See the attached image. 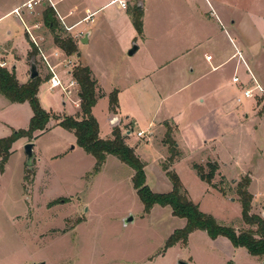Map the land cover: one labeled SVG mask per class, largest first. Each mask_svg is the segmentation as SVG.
<instances>
[{
  "label": "rangeland",
  "instance_id": "1",
  "mask_svg": "<svg viewBox=\"0 0 264 264\" xmlns=\"http://www.w3.org/2000/svg\"><path fill=\"white\" fill-rule=\"evenodd\" d=\"M15 1L20 0H0V17ZM70 1L77 5L86 2ZM88 1L95 7H101L114 0ZM126 1L129 11H122L113 3L97 14L93 26L98 29L95 40L91 46L84 47L91 53H99V59H91L90 63L102 75L107 88L112 84L122 85L123 76L118 79L112 74L123 75L130 66L127 63L137 62L142 55H127L133 44L142 46L141 35L133 23L139 4L144 6L142 15L147 20V30L163 36L167 44L176 46L194 32L196 35L198 32L201 38L203 23L194 19L195 7L215 25L216 18L210 9V5L213 6L226 24L235 22L231 33L240 34L252 44L250 54L260 59L264 71V0ZM46 8L37 7L28 16V23L38 34L47 36L43 40L38 39L33 33L35 30H31L43 52L49 56L54 37L50 38L51 32L43 25ZM35 23L40 24V28ZM86 26L87 22L82 28ZM7 30L13 37L17 33L25 40L24 27L17 17L10 15L0 21V33L6 35ZM30 40L34 44L31 37ZM210 43H204L180 58L186 64L187 72L194 67L197 75L201 71L199 66L206 72L209 70V66L204 64V54L212 52ZM37 51V65L45 83L51 75ZM61 62L63 65L59 61L53 65L62 69L65 60ZM14 64L18 79L24 82L29 71L27 61L22 59ZM231 77V65L213 74V78H221L222 82L231 80ZM73 88L78 89V86ZM73 88H69L66 94L61 88L50 91L43 85L39 96L41 107L56 111L66 103L64 108L72 113L75 109L70 94ZM171 91L170 84L166 92ZM183 95L168 99L163 111L172 108ZM213 103L215 101L207 100L204 105L191 103L188 107V115L192 113V119L189 117L181 122V127L186 125L185 136L188 139L196 140V132L190 123L197 121L206 109L213 108ZM103 111L102 102L96 109V116L104 130L106 110ZM133 112L141 120L136 127H131L135 133H144L143 138L133 141V148L145 165L147 186L156 194H168L172 191V183L158 168L163 154L158 146L159 139L151 137L146 130L149 119L142 116V108L134 105ZM31 115L28 104H9L0 95V138L9 137L14 130L27 129ZM216 116V151L208 147L194 155L190 152L191 168L187 162H180L173 171L180 177L190 200L200 205L202 212L237 231H248L251 227L242 221L239 193L240 185H245L247 179L251 180L246 188L252 195L250 214L264 219V106L258 103L257 108L253 101H245L222 117ZM195 126L208 127L203 122ZM168 128L171 135L174 127L170 124ZM32 142H35L37 163L34 169L27 168L24 144L18 143L11 151L5 174L0 171V264H178L180 261L188 264H264L260 257L250 256L246 249L235 248L228 239L213 240L202 231L191 233L187 244L178 243L165 251L167 240L176 230L185 227L186 220L173 216L170 207L159 205L146 214L134 189L133 170L129 166L110 156L103 170L92 175L95 158L77 145L73 135L59 128L36 136ZM73 146L74 150L71 149ZM213 164L217 166L214 172ZM194 166L201 168L205 176L213 173L211 182L202 181ZM130 216L134 221L125 225L124 220Z\"/></svg>",
  "mask_w": 264,
  "mask_h": 264
},
{
  "label": "crops",
  "instance_id": "2",
  "mask_svg": "<svg viewBox=\"0 0 264 264\" xmlns=\"http://www.w3.org/2000/svg\"><path fill=\"white\" fill-rule=\"evenodd\" d=\"M28 1L30 0H20L13 2L9 6V9L6 11V13L2 17H0V21H2V19L10 15L16 17L13 14L14 9L23 6ZM111 4L113 3L110 2L101 7H95L94 3L88 0H86L84 4H80V5H77L70 0H66L59 3L58 10L60 16L64 19L67 26H74V29L71 31V33L66 32V34L71 37L72 35L75 36L78 35L79 33H83V36L80 39V41L79 42L75 41L79 50L78 54L72 56L66 55V53L54 43L53 36L50 35V38L52 37L53 39L51 45V49L53 50H51L52 53L49 55V57H51L52 62L54 63L55 61H59L63 65V62L61 61L66 60L67 68L62 67V69L57 70L62 81L64 83H69L71 79L74 78L73 69H75L78 66H82V67H88L91 70L92 77L97 82V93L100 97L98 98L96 106L92 110V114L99 123V137L101 139L103 140L112 139L113 130L115 126H117V123H119V128L121 129L123 135H125L126 137L125 138L126 144L131 148H133L134 145L133 141L144 137V133L142 131H138L137 133H135V130H133V128L131 127V126L136 127L135 125H137L139 123V120H141L140 118H138L136 113L133 112L134 105L140 106L143 110L142 116H146V118L149 119L148 128H146V130L150 132L151 137L157 136V139H159L158 146L160 148V151L163 152V154L161 155V158L159 160L160 163L158 165V168L160 172H162L167 176V171L165 170L164 165H166L169 171H173V168L176 167L177 164H179L180 162H187L190 166V161H189L190 152L191 154L194 155L197 152L208 147H212L214 151H216L217 143H218L216 140V135L214 134V128L216 126V120H217L216 115H218V118L222 117L223 115H225L227 111L231 110V108L232 109L239 108L245 101H253L254 104L257 106V108H258V103H262V105L264 106V96L257 98H249V99H246L243 96V88H253L254 86V83L251 80V76L248 74V71L252 73L256 81L264 88V71L262 70L261 67V61L259 58H256L255 56L250 54V48H251L250 45L252 44L247 40L246 42L245 39L240 34L238 33L236 35L232 34L231 33L232 25H234L235 22L231 21L229 24H226L224 19L215 11L213 6H211L209 3L208 4L210 5L211 14H213V17L216 18L215 25H213V23L210 21L212 19H210L209 17L207 18V16H204L202 11H200L198 7H195L194 8L195 16L193 14V17L197 21L199 20L201 21V23H203L202 24L203 30L202 33L200 34L201 38L198 37L199 36L198 32L197 35L194 32L191 37H186L184 40H181L179 46L169 45L167 44V40L165 41L163 39L164 38L163 36L150 33L146 27L147 20L146 18L144 19L143 18L144 16L142 15V22H143V33L141 34L142 46H140L139 44H138L139 46L137 44H133V46L128 50V54H127L128 57H136L139 53L142 55L140 56L137 62L127 63L130 66H128V68L124 71L123 75H119L118 73L112 74V77L115 78L118 77V79L121 78V76H123L124 83L122 85L116 86L112 84L109 85V87L107 88L105 86V82L101 79L102 75H100L96 71L95 66H93L90 63L91 59H99L100 57L99 53L96 51L91 53L92 52L91 50H87L84 47L91 46L93 41L95 40V36L97 34L98 29L93 28V26L95 24V18L97 14L101 10L110 6ZM140 6L142 7L141 10L139 9ZM143 9L144 6L142 4H139L137 10L142 13ZM34 11L23 9L24 13L22 17L24 23L21 20L20 22L24 27L25 40L21 35L17 33L15 34V37H13L12 32L10 30L6 31L5 33L6 35L0 33V59L6 63L5 68L8 69L9 71H15L16 73L17 66L16 64H14V62L25 59L28 63L29 71L26 74V79L24 82H21L18 79L16 73V77L20 84H26L31 80L30 64L31 62H35L33 61L34 58L38 62L37 55L33 59H31V54L33 52V44L26 30V28L30 29V31L35 30L34 26L31 23H28V16L32 15ZM122 11H129V7L127 8V10H122ZM88 16H91V18L85 21L84 19L87 18ZM86 22L88 26L82 28V25H84ZM34 25L37 28H40L41 26L38 23L37 24L35 23ZM60 25L62 26L61 23ZM33 33L34 35L37 36L38 39L41 40H43L42 38L47 37L44 35V33H42L44 36H41V34L40 33L38 34L36 30L33 31ZM87 34H88V42L81 43ZM207 42L208 43L211 42L210 49L212 52H208V54H204V59H205L204 64L209 66V70L206 72L203 70L201 66H199V68H201V71H199L197 75H195L196 70L194 67L191 69L190 72L189 71L187 72L186 64L180 58L186 55L192 49L199 47L200 45ZM190 43L192 44L188 46V44ZM134 45L137 46V52L133 56H131L129 52L131 51V49H133ZM41 50L43 51L42 48ZM57 51L61 52L59 58L54 57V54ZM38 56L40 57L39 54ZM208 57H211L210 61L207 60ZM227 65H231V69H232L231 80L227 82H222L221 78H213L214 73L225 68V66ZM106 67L108 72L110 73L108 66ZM162 73H164V75H161ZM39 76L42 80V84L39 89L38 98L40 96V91L43 85L44 86L46 85L48 90L53 91L50 89L47 81H45V83L43 82L40 72H39ZM236 77L240 79L239 82L240 84L234 82V79ZM207 79L209 80L207 81ZM170 84L172 85V91L167 93L166 88ZM193 86H195V88L192 91ZM79 90L80 89L78 85V89L73 88L71 91L72 92L71 98L75 106V109L72 113L67 112L66 109L64 108L66 103H63V106L60 109H56V111L53 110H46V111L53 112L60 117L70 116L81 119L80 117L81 100L79 97ZM115 91L117 92L118 108H117V112L113 115L110 113V96ZM178 94L179 95L184 94V95L175 102L176 104L172 107L174 110H172V108L169 107L168 109L166 108V110L163 111V106L165 102H167L168 99H173ZM254 94H258V93L254 92ZM238 99H241V102H239ZM207 100H209L211 103L215 101V103L212 104L213 108L206 109L204 114L201 117H198L197 121L194 120L195 122L190 123L196 132V140L192 141L191 139H188L187 136H185V129L187 128H185L186 125L184 127H181L182 126L181 122L186 118L189 119V117H191L192 119V113L188 115L189 114L188 107H191L193 103H199L204 105ZM6 101L9 104H18V103H11L7 99ZM102 102L104 103V111L106 110V113L104 115V119L106 121V128L104 130L99 118L96 116V109L99 106V104H101ZM23 104L29 105V103L27 102ZM23 104H19V105H23ZM154 109H156L155 113L153 112ZM245 116L248 117L247 113H245ZM32 117H33V111L30 121ZM123 117H125L124 119L125 121L122 119ZM200 122L207 124L208 127L204 129L203 127L199 128V126H197L196 128L195 124H198ZM58 124L59 121L51 120L50 123L48 124L47 130L45 132H37L35 136H43L48 132H50V130L55 128L64 130L61 127H59ZM170 124H172L174 127L173 132L171 134V138L175 142V153H176V156L172 161H170L171 158V153L169 152L170 147L168 146L169 144L166 143V137L169 132L168 127L170 126ZM11 129L14 130L13 127ZM64 131L68 132L69 134L75 137V135L72 132H69L67 130ZM129 131L131 132L130 134H128ZM138 133H143L142 137H139ZM75 139L77 142L76 137ZM26 142L27 139L18 140L16 143L13 144L12 149L18 143H22L25 146V144L28 143ZM33 143L35 149V142ZM71 149L74 150L75 146H73ZM133 149L137 154L136 149L135 148ZM109 157L110 156L107 157L106 163ZM38 161L41 162L40 159H38ZM106 163L104 164V166L106 165ZM36 164L34 165V168L36 167ZM5 172L6 169H4V173L2 175H4ZM134 175H135V171L133 170V177ZM172 190H173V185H172ZM203 233L207 234L206 232ZM219 238H224V237H219ZM238 249H244V248H238Z\"/></svg>",
  "mask_w": 264,
  "mask_h": 264
},
{
  "label": "trees",
  "instance_id": "3",
  "mask_svg": "<svg viewBox=\"0 0 264 264\" xmlns=\"http://www.w3.org/2000/svg\"><path fill=\"white\" fill-rule=\"evenodd\" d=\"M133 20L137 32L141 35L143 33L142 13L137 12ZM43 23L54 37V43L66 55L72 56L79 53L76 42L66 34L53 9L47 7L44 10ZM37 49L33 44L31 59L36 56ZM33 61L36 64L38 63L35 58ZM73 77L80 89L81 119L70 116L60 117L41 107L38 98L42 84L40 76L26 84H20L15 71L0 68V95L11 103L23 104L27 102L33 111V117L27 129L14 130L11 136L0 140L1 172L4 171L5 165L10 158L14 143L22 138H27L30 142L34 141L37 132H45L50 121L57 120L59 121V127L72 132L77 138V145L95 158L96 165L92 175H98L106 163L107 157L114 156L135 171L133 186L144 205L146 214L150 213L154 206L159 205L170 207L173 216L186 220V226L183 229L176 230L167 240L165 251L178 243L187 244L191 233L203 231L213 240L219 237L227 238L235 248H244L251 256L264 259V219L258 215L250 214L252 195L246 189L251 183L250 179L245 181V185L241 184L239 190L242 203V221L251 227L250 230L243 232L237 231L232 226L223 225L214 216L202 212L200 207L189 199L180 177L175 172L169 171L167 167L165 170L173 185V190L168 194L154 193L146 183L145 165L134 149L126 144V137L121 129L115 126L112 139L103 140L99 137V123L93 116L92 110L100 96L97 93V82L92 77L91 70L88 67L78 66L73 71ZM117 108L118 98L115 91L110 96V113L114 115L117 112ZM166 143L170 145V161H172L176 156L175 142L169 133L166 137ZM216 168L217 166L213 164V172ZM194 169L202 181L211 182L213 173L205 176L201 168L194 166Z\"/></svg>",
  "mask_w": 264,
  "mask_h": 264
},
{
  "label": "built area",
  "instance_id": "4",
  "mask_svg": "<svg viewBox=\"0 0 264 264\" xmlns=\"http://www.w3.org/2000/svg\"><path fill=\"white\" fill-rule=\"evenodd\" d=\"M65 0H30L27 3H25L23 6L18 7L16 9H14L13 14L18 17L23 23V9H28L30 11H34L37 7L39 6H47L48 8H51L54 10V12L56 13V17L57 19L60 21V23L62 24L64 30L68 33H71V31L74 29V26H67L64 19L60 16L59 10H58V5L59 3L63 2ZM113 3L117 4L118 7L122 10H127L128 5H127V1L126 0H114ZM91 18V16H88L87 18H85L84 20L87 21ZM28 34L30 35L31 39L34 42V45L38 48L39 52H40V56L41 59L44 63V65H46V68L49 70L50 72V78L48 79L47 83L49 84V87L51 90L57 89V88H61L63 90L64 93L68 94V89L69 88H73L75 86H78V83L76 82V80L74 78L71 79V81L65 85V83L62 81L61 77L58 74V67L53 65V62L51 60V57L47 56L42 50L41 47L39 46L38 42L36 41L35 37L33 36V34L31 33L30 29L26 28ZM83 33H79L78 35L75 36H71V38L74 41H80V39L82 38ZM60 53L61 52H56L54 54V57L59 58L60 57ZM208 61L211 60V57L207 58ZM64 63V62H63ZM65 64H66V60H65ZM64 64V67L67 68V65ZM6 67V63L3 62L0 59V68H5ZM248 74L251 76V80L254 83L253 88H243V96L246 99L249 98H257V97H263L264 96V88L256 81L255 77L252 75V73L250 71H248ZM235 83L240 84V79L238 77H236L234 79ZM254 92H257L258 94H254ZM71 94V93H70ZM239 102H241V99H238ZM143 133H138L139 137H142Z\"/></svg>",
  "mask_w": 264,
  "mask_h": 264
},
{
  "label": "water",
  "instance_id": "5",
  "mask_svg": "<svg viewBox=\"0 0 264 264\" xmlns=\"http://www.w3.org/2000/svg\"><path fill=\"white\" fill-rule=\"evenodd\" d=\"M139 9L141 10L142 7L140 6ZM88 42V34L85 36L84 40L81 43H87ZM137 52V46L134 45L133 49H131V51L129 52V54L131 56H133L135 53ZM39 77V70H38V66L35 62H31L30 64V79L34 80L36 78ZM131 132L129 131L128 134H130ZM24 152L26 155V166L29 170H32L34 168V160H35V154H34V143L33 142H28L27 144H25L24 146ZM134 218L132 216H130L129 218H126L124 220V224L128 225L129 223L133 222ZM44 264V263H42ZM178 264H188L186 262H179Z\"/></svg>",
  "mask_w": 264,
  "mask_h": 264
}]
</instances>
